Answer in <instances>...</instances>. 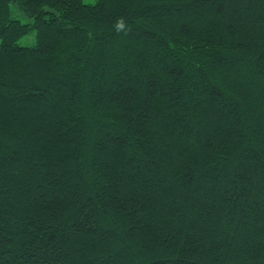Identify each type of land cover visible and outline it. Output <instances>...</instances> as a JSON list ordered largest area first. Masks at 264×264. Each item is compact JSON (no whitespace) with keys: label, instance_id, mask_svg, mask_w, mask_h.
Here are the masks:
<instances>
[{"label":"trees","instance_id":"16d2710c","mask_svg":"<svg viewBox=\"0 0 264 264\" xmlns=\"http://www.w3.org/2000/svg\"><path fill=\"white\" fill-rule=\"evenodd\" d=\"M0 264H264V0H0Z\"/></svg>","mask_w":264,"mask_h":264},{"label":"clouds","instance_id":"9594fccd","mask_svg":"<svg viewBox=\"0 0 264 264\" xmlns=\"http://www.w3.org/2000/svg\"><path fill=\"white\" fill-rule=\"evenodd\" d=\"M116 30L117 32L124 31L125 33L129 31L123 20H120L116 23Z\"/></svg>","mask_w":264,"mask_h":264},{"label":"rangeland","instance_id":"374dc122","mask_svg":"<svg viewBox=\"0 0 264 264\" xmlns=\"http://www.w3.org/2000/svg\"><path fill=\"white\" fill-rule=\"evenodd\" d=\"M29 39H31V40H32V36H30V37H29ZM24 40H26V39H23L21 42H22V43H25V41H24Z\"/></svg>","mask_w":264,"mask_h":264}]
</instances>
